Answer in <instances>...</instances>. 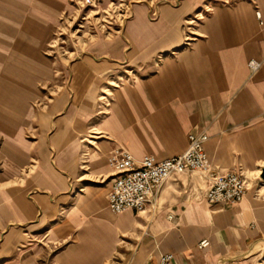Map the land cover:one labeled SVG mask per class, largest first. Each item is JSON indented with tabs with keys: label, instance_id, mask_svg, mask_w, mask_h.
<instances>
[{
	"label": "crops",
	"instance_id": "crops-1",
	"mask_svg": "<svg viewBox=\"0 0 264 264\" xmlns=\"http://www.w3.org/2000/svg\"><path fill=\"white\" fill-rule=\"evenodd\" d=\"M70 6L0 0V264H158L161 252L173 253L172 264L259 257L264 0L138 4L125 36L99 38L55 68L44 49ZM201 131L213 169L244 170L240 201L208 202L210 178L193 171L173 174L143 211L109 208L112 150L162 159Z\"/></svg>",
	"mask_w": 264,
	"mask_h": 264
},
{
	"label": "built area",
	"instance_id": "built-area-1",
	"mask_svg": "<svg viewBox=\"0 0 264 264\" xmlns=\"http://www.w3.org/2000/svg\"><path fill=\"white\" fill-rule=\"evenodd\" d=\"M81 6L94 3V0H80ZM256 15L261 20L260 12ZM249 66L256 70L260 62L251 59ZM205 131L189 132L187 148L180 154L157 159L151 154L140 160L121 147L108 155V165L113 171V179L107 194L108 206L113 212L133 209L143 211L148 205H154L163 184L173 174L199 171L207 174L210 181L205 198L213 204H225L240 201L247 191V177L239 167L233 170L218 171L211 167L205 151L208 139ZM209 240L203 238L198 246L204 248ZM173 253L161 252L158 264H172ZM108 264V263H106Z\"/></svg>",
	"mask_w": 264,
	"mask_h": 264
},
{
	"label": "rangeland",
	"instance_id": "rangeland-1",
	"mask_svg": "<svg viewBox=\"0 0 264 264\" xmlns=\"http://www.w3.org/2000/svg\"><path fill=\"white\" fill-rule=\"evenodd\" d=\"M149 1L151 0H94L93 5L81 6L80 0H71V6L61 14L54 26L52 37L44 49L45 54L54 62L55 68H65L71 61L80 58L91 42L118 34L125 36V24L134 7ZM194 23V20L188 23L185 30L190 31ZM119 68H127V64L121 63ZM49 87L44 85L43 88L48 91ZM50 94L52 96L53 92ZM46 100L41 101V106ZM249 264H264V252L249 261Z\"/></svg>",
	"mask_w": 264,
	"mask_h": 264
},
{
	"label": "water",
	"instance_id": "water-1",
	"mask_svg": "<svg viewBox=\"0 0 264 264\" xmlns=\"http://www.w3.org/2000/svg\"><path fill=\"white\" fill-rule=\"evenodd\" d=\"M260 177L264 180V168L261 170Z\"/></svg>",
	"mask_w": 264,
	"mask_h": 264
}]
</instances>
